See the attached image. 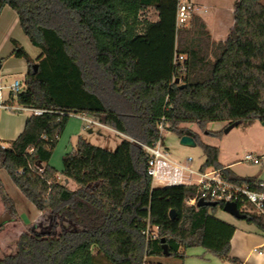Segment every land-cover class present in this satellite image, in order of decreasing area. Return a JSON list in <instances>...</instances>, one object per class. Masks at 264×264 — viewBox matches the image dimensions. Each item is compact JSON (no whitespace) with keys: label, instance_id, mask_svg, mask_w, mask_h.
<instances>
[{"label":"trees","instance_id":"obj_1","mask_svg":"<svg viewBox=\"0 0 264 264\" xmlns=\"http://www.w3.org/2000/svg\"><path fill=\"white\" fill-rule=\"evenodd\" d=\"M178 3L0 0V15L6 6L14 10L22 31L41 51L33 59L12 40L13 55L28 65L25 90L14 100L45 111L29 115L10 147L3 148L0 139V168L39 212L50 216L53 228L59 220L72 226L60 233L53 228L23 232L16 253L0 258V264H100L94 247L109 264L184 259L183 250L193 247L240 264L230 257L237 227L216 214L224 206H188L195 186H154L147 173L149 155L135 140L124 138L110 151L78 137L75 150L63 157L65 183L51 165L71 114L94 117L151 147L160 140L165 118L164 129L180 137L192 133L205 158L202 171L223 169L220 150L184 124L218 137L221 132L208 131V123L247 127L264 121L262 0H235L233 29L220 42L212 41L199 16L177 29ZM150 9L157 22L141 19ZM177 55L184 60L175 63ZM224 173L238 184L256 181L229 169ZM69 181L77 187L69 188ZM2 197L7 220H15L13 199ZM246 216L244 221L264 235V216Z\"/></svg>","mask_w":264,"mask_h":264},{"label":"rangeland","instance_id":"obj_2","mask_svg":"<svg viewBox=\"0 0 264 264\" xmlns=\"http://www.w3.org/2000/svg\"><path fill=\"white\" fill-rule=\"evenodd\" d=\"M195 1V0H194ZM204 6L202 7V11L207 9L208 12L203 15L204 19L208 22V18H213V25L211 26L212 30L215 27V32L213 31V38L216 40H224L230 30L231 26L234 23V10H235V0H203ZM264 4V0H262ZM147 16L152 20L155 19L156 13L152 11H148ZM201 18V17H200ZM143 19V16L142 18ZM202 19V18H201ZM234 26V25H233ZM142 27H140V31ZM12 40H17L21 46L30 54V56L35 59L40 55V50L34 47L29 38L22 31L18 17L16 12L8 7L2 14L0 18V85L8 86L15 81H23L26 71L23 68L22 63L27 65V62L24 59H18L13 55L14 45ZM28 66V65H27ZM8 91H4L5 100L8 99ZM9 112H5L3 116H0V120L4 119V116ZM16 117H24L30 115L25 111L14 112ZM83 121L76 118L71 117L64 133L61 135L58 145L54 150L52 157V165L56 168L62 169L63 167V157L70 152H73L76 147V143L78 137L83 136V138L89 142L90 144L104 148L106 150L114 151L117 146L123 141L125 137L120 136L118 133L114 132L111 129L94 126L92 132L89 130L81 129L83 125ZM225 122H211L207 124V130H220L221 135L218 137L210 136L200 129L197 124L187 123L184 126L191 129L193 132L198 134L202 141L209 145H218L221 150H223L226 154L230 153L234 150L233 144L237 139V133H240L239 129L235 127L229 133H225L226 126ZM259 127V134L264 132V128L260 122H257ZM164 136V145L169 152L170 157L175 161H180L182 163L186 162V159L191 157L193 162L191 163V168L197 170V167L204 163L205 158L203 156L202 149L199 145L196 146H185L181 144V137L168 129H165L163 132ZM264 139V136L262 137ZM127 139L135 140L137 143L142 144V141L135 138H130L127 136ZM264 150V142L262 143ZM243 155L240 156L235 163V169L237 171L243 173L253 172L257 167L252 165L250 162H245L243 160ZM2 179L0 183L3 181V189H5L6 194H8L11 198L15 200L16 203L26 204L29 207H32L36 210V208L26 199V197L20 192V190L12 183L8 175L3 172ZM62 183H65L64 176H61ZM69 188L75 189L77 185L69 181ZM217 217L220 219H224L226 221L235 223L239 227H252L248 222L244 220H238L232 215L226 213L223 209L219 208L217 210ZM29 219L31 216L30 212L25 214ZM9 216L5 215L3 218H0V223L4 219H8ZM54 227V224L51 221L49 215L45 214L43 218H40L37 223L34 225H30L29 228L23 230L22 233L28 231L30 229H34L40 232H49L53 228L55 233H60L63 230H68L72 226H70L67 222H62L59 220ZM26 224H29L25 221ZM21 226L10 225L5 232L4 242H0V258H3L6 255L15 254L17 251V242H18V232ZM185 254L184 259L180 258H165L169 264H233L231 262L222 260L212 253L208 252L202 247H193L183 250ZM93 254L96 257V261L100 264H109L103 255L98 252L96 247L93 248ZM164 259V258H158ZM158 259L152 258L148 259L147 262L149 264H156Z\"/></svg>","mask_w":264,"mask_h":264},{"label":"built area","instance_id":"obj_3","mask_svg":"<svg viewBox=\"0 0 264 264\" xmlns=\"http://www.w3.org/2000/svg\"><path fill=\"white\" fill-rule=\"evenodd\" d=\"M207 12V9L202 11L194 0H179L177 29L188 27L193 16L204 15ZM183 60L184 57L181 55L175 57V63ZM24 90V81L12 83L9 100H4L0 96V111L13 113L25 111L30 115H42L45 112L44 110L23 107L14 100ZM71 117L82 120L85 130L93 129L94 126L110 129L96 118L88 115L71 114ZM164 120L165 118L159 124L160 140L155 146L140 144L149 155L147 173L152 178L154 186H195L197 188L196 195L189 196L186 199V204L190 207H197L200 200L215 202L223 206L227 203H235L240 213L244 215L251 213L264 216V181L256 179L253 184H238L227 179L223 169L208 168L204 171L192 169L190 164L193 159L191 157L186 160V163L174 161L161 139V137H164ZM43 138H46V136L44 135ZM245 160L254 164L260 163V159L253 154H247ZM38 170L42 172L41 167H38Z\"/></svg>","mask_w":264,"mask_h":264},{"label":"crops","instance_id":"obj_4","mask_svg":"<svg viewBox=\"0 0 264 264\" xmlns=\"http://www.w3.org/2000/svg\"><path fill=\"white\" fill-rule=\"evenodd\" d=\"M194 2L200 8L207 7V6H204L203 0H195ZM7 8H8V6H6L3 9V11L0 15V18L2 16L3 12ZM152 10L156 13V11L154 9H150V11H152ZM147 13L143 16V20L148 19L149 21H153V22L158 21V14L157 13H156L154 20L149 18L147 16ZM17 17H18V15H17ZM199 17H201L202 20L204 21V23L206 24V28H207L209 34L211 35L212 41L220 42V41H225L227 39L228 36L224 40L214 39L213 38V31L215 32V27L213 28V30L211 28V26L213 25V18H208L207 19L208 22H207L204 19L203 15H200ZM18 22H19V18H18ZM233 25H234V23H233ZM233 25L231 26V30L233 29ZM22 65H23V68L25 69V71L27 73L28 66L25 63H22ZM25 76H26V74H25ZM24 79H25V77H24ZM10 86H11V84L8 86L0 85V96H2L4 100H5V98H4V91L5 90H7L9 93L8 94L9 97L6 100H9V98H10ZM5 112L6 111H0V116H3V114ZM7 112H9V111H7ZM28 117H29V115L24 116L23 118L22 117H16L15 113L9 112V113H7V115L4 116V119L0 120V139H1V146L3 148L10 147L12 142L15 141L19 137V135L24 130L25 123H26V120ZM260 124H261V122H260ZM184 125H183V127H185ZM226 125H227V123L225 124V126ZM237 128H240L239 129L240 133H237V135H236L237 139L235 140L234 143H232L234 150L231 152V154L230 153L226 154L223 150L220 149V147L218 145L217 146L216 145H210V146L219 148V150H220L219 162L223 166L224 170L229 169L233 172L234 175H236L238 177L254 178V179H259V180L264 181V150L262 148L263 147L262 143L264 142V139L262 137L264 136V132H261L259 134L260 130H259V127L257 125V122H255L252 125L247 126V127L238 126ZM81 129L85 130L84 124L82 125ZM110 129L113 130L114 132L118 133L120 136L127 138V136L123 135L122 133H120V132H118L112 128H110ZM88 130H89V132H92L93 129H88ZM210 131L220 132V130H210ZM81 137H83V136H81ZM247 154H253L254 156L258 157L260 159V163L254 164L253 162L246 161L245 157ZM242 155L244 156L243 160L245 162L252 163V165L255 166V168L257 167V169H255L253 172H250V173H243V172L237 171V169H235V165H236L235 163L238 162V161H236V159H238ZM176 162H180V161H176ZM180 163H182V162H180ZM202 164H200L197 167V171L200 170ZM51 165H52V160H51ZM53 167H55V166H53ZM56 169L58 171V179L61 180L63 167H62V169H59V168H56ZM3 172L4 171L1 170V168H0V181L2 179L1 176H2ZM3 183H4L3 181L0 183V218L1 217L3 218L6 215L5 205H4L3 197H2L4 194H6L5 189H3ZM13 201L15 203L18 216H17V218H15V220L4 219L0 223V242H4L5 232L7 231V228L10 225L21 226L20 230L18 232V238H19L20 235L22 234V229L25 230V229L29 228L30 225H34L35 223L38 222V220L40 218H43V216L45 215V213H41L37 209L35 210L32 207H29V205H26L24 203H22V204L16 203L14 199H13ZM27 212L31 213V216L29 219L25 215ZM6 220H7V222L4 223V221H6ZM25 221H27L29 224H26ZM227 222H229V221H227ZM230 223H232V222H230ZM233 224L236 225L235 223H233ZM236 227H237V230L235 231L233 238L231 240L230 257L238 259L240 261V264H264V235L256 232L253 227H250V228L239 227L237 225H236ZM161 263L162 264H169L165 258L164 259H158L156 264H161Z\"/></svg>","mask_w":264,"mask_h":264},{"label":"water","instance_id":"obj_5","mask_svg":"<svg viewBox=\"0 0 264 264\" xmlns=\"http://www.w3.org/2000/svg\"><path fill=\"white\" fill-rule=\"evenodd\" d=\"M0 69H1V65H0ZM34 69H35V72H37V70H38V65L37 64L34 65ZM179 82L180 81L177 79L176 83H179ZM183 86H185V85H181V87H183ZM261 124L264 127V121L261 122ZM238 126H239V123H233V124L229 125L226 128L225 133L226 134L229 133L232 129H234L235 127H238ZM180 142H181L182 145H185V146H196L197 145V143L195 141V138L193 137L192 133H188L186 135H183L181 137V141ZM67 182L68 181H66V183ZM197 206L198 207H217L218 204L215 203V202H207V201H204V200H200L198 202ZM223 210L226 213L232 215L233 217H235L238 220H244L247 217L246 215L240 213L239 208H238V206L235 203H227V204H225L224 207H223ZM170 215H171L172 219L175 218L174 211H171ZM162 243H163L164 253L166 255H168L169 253H168L167 245L164 244V239L162 240Z\"/></svg>","mask_w":264,"mask_h":264}]
</instances>
